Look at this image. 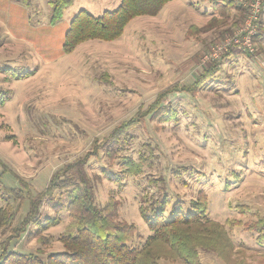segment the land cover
<instances>
[{
    "label": "rangeland",
    "instance_id": "1",
    "mask_svg": "<svg viewBox=\"0 0 264 264\" xmlns=\"http://www.w3.org/2000/svg\"><path fill=\"white\" fill-rule=\"evenodd\" d=\"M119 2L74 0L51 24L49 0H0V95L7 98L0 107V207L12 204V225L27 205L18 208L5 188L25 182L38 193L82 156L96 205L109 202L119 220L135 224L131 246L151 234L140 207L157 199L167 200L166 216L176 203L191 212L190 202L204 193L213 221L264 219V0H233L222 12L212 0H170L153 16L133 18L118 39L62 52L70 18L80 10L100 15ZM217 47L218 56L204 60ZM3 68L35 72L19 77ZM169 87L175 92L154 105ZM66 195L55 191L53 202ZM51 205L44 200L41 213L59 223L23 233L11 249L42 256L64 250L59 237L69 214ZM225 229L234 246L223 249L227 263L198 247L201 264H264L258 231ZM8 234L0 230V242ZM154 249L158 264H185L165 245Z\"/></svg>",
    "mask_w": 264,
    "mask_h": 264
},
{
    "label": "trees",
    "instance_id": "2",
    "mask_svg": "<svg viewBox=\"0 0 264 264\" xmlns=\"http://www.w3.org/2000/svg\"><path fill=\"white\" fill-rule=\"evenodd\" d=\"M74 0H49L51 7V24L58 22L65 9ZM170 0H120L119 5L111 11H103L100 15H92L85 10H80L70 18L62 41V52L70 53L82 42L92 39L112 41L118 39L124 32L127 24L137 16H153ZM233 7V0H212V9L220 12L227 7ZM222 12V11H221ZM4 72L12 76L24 77L35 72L20 71L12 68H3ZM210 73L211 69L203 71L192 82L191 87L202 83L201 79ZM176 89L169 87L158 93L153 104L164 102L168 94ZM180 91L191 92L183 88ZM158 97V98H157ZM6 97L0 95V107ZM162 105V104H161ZM85 163L87 158L78 157L76 160L65 164L48 177L45 187L38 193L31 192L29 186H22L20 190L5 188L7 193L19 201L18 208L26 203V212L23 219L12 225V204L6 203L0 207V230L8 228L9 234L0 242V264H158L160 254L154 249L157 244L167 246L185 264H201L198 247L211 249L223 258V249H233V244L228 238V230L241 226L247 231H258L256 241L264 246V219L241 222L239 220H226L221 224L207 216L206 196L190 202L191 212L184 213L178 203L173 206L172 214L166 216V199L155 200L140 207V215L149 231L144 245L131 246L129 243L136 234L133 223L119 220L113 204L109 202L99 207L94 202L93 184L88 177ZM129 163V162H128ZM4 173V172H3ZM112 175V174H109ZM113 180H118L116 177ZM66 192L67 200L61 196L53 202L54 192ZM44 200L51 203L55 212L65 209L69 214V222L60 235L59 241L64 250L42 256V251L23 253L11 249L10 243L19 238L23 233L39 235L42 230L59 223V216H45L41 213ZM30 226L34 230H29ZM227 263V262H226ZM232 264H242L236 262ZM244 264V263H243Z\"/></svg>",
    "mask_w": 264,
    "mask_h": 264
},
{
    "label": "built area",
    "instance_id": "3",
    "mask_svg": "<svg viewBox=\"0 0 264 264\" xmlns=\"http://www.w3.org/2000/svg\"><path fill=\"white\" fill-rule=\"evenodd\" d=\"M256 19V16L255 15H252V17H251V21L252 20H255ZM251 21H248V24L251 22ZM221 51V49L220 48H215V49H212L211 51H208V54L207 55H205V59L204 60H206V59H208L209 57H217L218 56V52H220Z\"/></svg>",
    "mask_w": 264,
    "mask_h": 264
}]
</instances>
